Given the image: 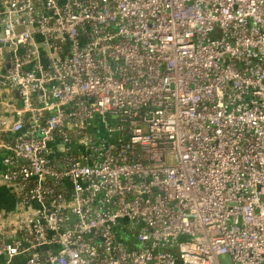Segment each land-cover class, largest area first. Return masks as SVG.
Masks as SVG:
<instances>
[{"label": "built area", "instance_id": "1", "mask_svg": "<svg viewBox=\"0 0 264 264\" xmlns=\"http://www.w3.org/2000/svg\"><path fill=\"white\" fill-rule=\"evenodd\" d=\"M0 86L6 264H264V0H0Z\"/></svg>", "mask_w": 264, "mask_h": 264}, {"label": "crops", "instance_id": "2", "mask_svg": "<svg viewBox=\"0 0 264 264\" xmlns=\"http://www.w3.org/2000/svg\"><path fill=\"white\" fill-rule=\"evenodd\" d=\"M16 101L20 102L18 94L14 93ZM9 99V92L0 86V118L1 116L12 117V111L10 108L2 104L3 101ZM3 163L2 156H0V226H4L5 229H13L17 224L20 216L26 209H34L36 204H27L25 206L20 205V198L17 187L9 182L5 181L2 176ZM14 236H20V233H15ZM2 264H6L8 259L5 255H0ZM21 260L15 259L14 262L18 263Z\"/></svg>", "mask_w": 264, "mask_h": 264}, {"label": "rangeland", "instance_id": "3", "mask_svg": "<svg viewBox=\"0 0 264 264\" xmlns=\"http://www.w3.org/2000/svg\"><path fill=\"white\" fill-rule=\"evenodd\" d=\"M100 132L103 134L104 133V128H103V126L100 128ZM167 162L169 163V164H173V163H175V159L173 158V157H168L167 158ZM125 221H127L126 219H125Z\"/></svg>", "mask_w": 264, "mask_h": 264}, {"label": "water", "instance_id": "4", "mask_svg": "<svg viewBox=\"0 0 264 264\" xmlns=\"http://www.w3.org/2000/svg\"><path fill=\"white\" fill-rule=\"evenodd\" d=\"M57 246H59L58 244H57ZM5 258L6 259H9V256L8 255H5ZM3 262H2V260H1V258H0V264H2Z\"/></svg>", "mask_w": 264, "mask_h": 264}]
</instances>
